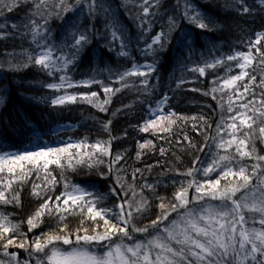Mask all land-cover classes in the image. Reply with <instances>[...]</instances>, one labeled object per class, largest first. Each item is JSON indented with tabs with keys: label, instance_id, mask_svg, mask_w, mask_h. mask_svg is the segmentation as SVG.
Listing matches in <instances>:
<instances>
[{
	"label": "snow or ice",
	"instance_id": "snow-or-ice-1",
	"mask_svg": "<svg viewBox=\"0 0 264 264\" xmlns=\"http://www.w3.org/2000/svg\"><path fill=\"white\" fill-rule=\"evenodd\" d=\"M259 3L264 12V0ZM225 6L238 16L256 12L249 0H230ZM21 10L18 20L10 19ZM121 12L135 23L134 37L123 25ZM53 20L62 29L58 35L51 27ZM99 20L102 29L97 27ZM158 21L163 23L155 31ZM216 28V18L195 0H176L171 11L163 0H120L119 4L115 0H0V104L11 97L13 87H35L22 77L9 81L4 73L30 68L52 81L41 85L53 93L41 98L51 108L86 104L107 114L114 96L134 90L144 114L132 127L168 145L158 152L165 170L174 172L169 177L171 195L158 191L160 181L144 180L137 186V174L143 178L140 168L131 171L129 183L127 149H114V141L119 144L120 138L112 135L111 119L100 122L107 139L69 138L56 146H41V131L30 124L35 117L18 112L4 122L0 134H23L35 146L0 151V205L21 207V191L29 177H34L30 195L40 202L26 219L0 211V264H264V150H257V142L264 144V30L256 31L254 39L241 41L246 50L233 49L212 59H205L202 52L191 67L184 63L200 77L207 69H226L224 75L213 77L208 90L191 89L216 101L214 129L203 113L186 116L168 107L167 93L155 101L148 99L160 83L165 58L172 59L174 53L177 61H191L200 47L192 31L206 34ZM17 40L19 50L7 47ZM96 40H103L108 52L130 66L107 69V79L92 75L74 80L69 73L89 55ZM24 41L29 47L23 46ZM133 47L143 62L133 55ZM215 50L213 45L209 51ZM185 82L179 81L178 86ZM130 107L122 105L112 115ZM189 122L191 132L203 135L204 143L189 135ZM122 135L127 136V131ZM141 140L136 141V160L157 152L153 139ZM173 141L182 153L208 148L211 158L202 162L196 156L184 171L173 169L172 163L181 160ZM50 165L60 170L58 177ZM152 167L145 165V170L150 172ZM84 169L108 185L107 192L97 191L96 184L73 183L65 175ZM110 200L116 203L108 206ZM70 218L77 222L71 223Z\"/></svg>",
	"mask_w": 264,
	"mask_h": 264
},
{
	"label": "trees",
	"instance_id": "trees-1",
	"mask_svg": "<svg viewBox=\"0 0 264 264\" xmlns=\"http://www.w3.org/2000/svg\"><path fill=\"white\" fill-rule=\"evenodd\" d=\"M74 3V0H72ZM120 0H115V4H119ZM164 6L171 11L172 6L176 3V0H163ZM195 3L201 7V9L211 14L217 20V28L214 32L201 34L198 31H192L193 39L197 40L200 47L196 48L191 61H177L165 58L167 63L159 70L160 83L156 86L155 92L148 98L150 100H158L164 93H167L171 100L168 107L177 113L192 116L203 113L209 119V123L215 128V121L218 119V112H214L216 107V101L211 99V96H204L200 91H191L193 88L208 90L211 87V81L214 76H222L225 74L226 69L218 66L214 69H207L206 75L200 77L198 73H193L184 67V63H187L188 67L199 62L200 54L204 53L205 59H212L213 55L219 56L221 53H229L233 49L246 50L245 43L241 41H247L249 38L254 39V33L256 31L264 30V12L260 11L261 5L259 0H249L250 4H254L256 12L249 16H238L236 12L226 7V4L230 3V0H195ZM23 11L12 13L10 19L18 20L23 15ZM71 15V13H69ZM120 19L123 25L129 29L133 35L136 34V25L133 20L129 19L123 12H121ZM163 21L157 22L155 31H159V24ZM51 27L58 35L62 29L59 27V21L53 20ZM98 28H103V20L97 22ZM243 29V30H242ZM20 41H9L8 48L16 47L19 50ZM103 40H96L93 42L91 51L82 62L71 70L69 75L74 80H82L89 78L92 75H97L100 78L107 79L109 73L107 69L113 70L123 69V67L130 66L123 58L118 57L114 52L110 53L103 46ZM215 45L216 50L210 52L209 50ZM23 46L29 47L27 41H24ZM3 50V46L0 45V51ZM133 55L137 57L140 62L143 59L135 52L133 47ZM238 69L233 68V72H237ZM4 75L9 81L14 78H23L25 83H34L35 87L32 88H12L11 97L6 100L5 104H0V129L4 128V122L9 117L15 118L17 113L24 115H33L35 118L30 121L32 127L41 131L42 139L39 141L41 146L50 144L56 146L61 142L69 141L71 138L73 141L88 137L89 140L95 141L96 139H107V134L100 130V122L112 120V135L119 137V144L114 141V149H127L125 156L126 167L129 169L128 182L131 183V171L135 168H140L143 172V178L140 174H137L136 185L139 186L147 180L148 183H155L160 181L162 186L158 189L159 192L171 195L174 190L171 186V180L169 177L174 176V172L166 171L164 166V158L159 156L158 149L160 146L168 147V145L161 140H157L154 137L140 133L134 130L132 126L137 125L144 114V105L137 102V96L134 90H126L122 93H118L113 97V102L110 105V111L105 113H99L95 108H92L86 104L68 105L64 107L51 108L48 102L43 97L52 96V91L43 88L41 85L44 83L52 82L46 74L39 72L35 68H30L19 73H8ZM259 79V75H258ZM184 80L185 83L179 84L178 82ZM155 84V80L152 81ZM95 89V86H94ZM68 91H74L69 89ZM23 92L26 97H32L31 100L22 98L18 93ZM143 99V97H141ZM122 105H130L129 109L122 110L115 116L112 112L121 108ZM189 135L193 136L197 143H204V136H196L191 132V122L188 125ZM127 131V136H123L122 133ZM209 135H213L214 132H209ZM147 136L149 139H153L157 145V152L153 154L149 152L147 155L141 156L139 160L135 159L136 153V141L141 140L142 137ZM142 142V140H141ZM211 144V140L208 141ZM25 145L34 147L35 144L30 142L23 134L18 133L13 136L8 131H4L0 134V151H15L18 148H22ZM173 150L177 152V155L181 157L180 162L172 163V168L179 167L181 171L191 167L192 160L199 156L200 161L204 162L211 158V153L208 148H205L204 152L198 153H182L179 151V146L173 141ZM257 150H264V144L257 142ZM264 154V151H261ZM160 160L161 164L156 165V161ZM145 165H153L151 171L145 170ZM199 166V164L197 165ZM50 169H54L53 175L59 173V169H56L54 165L49 166ZM67 179L73 183L79 184H96L97 191L107 192L108 185L100 180V178L94 173H88L86 169L79 170L76 173L67 171L65 173ZM29 183L24 184L21 191V207H13L11 205L5 207L0 205V211L11 213L16 219H26L35 207L38 206L40 201L34 200L30 195L31 183L34 177H29ZM223 183V181H222ZM19 187V185H13ZM60 185L57 186L59 189ZM137 191L139 188L137 187ZM131 195V192H129ZM237 195H240L239 193ZM108 206L116 203L115 200L107 202ZM47 221V217L45 218ZM71 223L77 221L70 218ZM144 221H141L143 223Z\"/></svg>",
	"mask_w": 264,
	"mask_h": 264
}]
</instances>
